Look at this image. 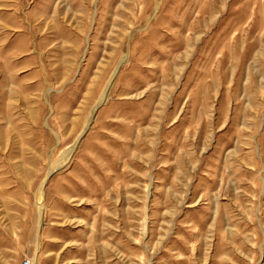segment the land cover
<instances>
[{
    "label": "rangeland",
    "instance_id": "obj_1",
    "mask_svg": "<svg viewBox=\"0 0 264 264\" xmlns=\"http://www.w3.org/2000/svg\"><path fill=\"white\" fill-rule=\"evenodd\" d=\"M30 262L264 264V0H0V264Z\"/></svg>",
    "mask_w": 264,
    "mask_h": 264
},
{
    "label": "bare ground",
    "instance_id": "obj_2",
    "mask_svg": "<svg viewBox=\"0 0 264 264\" xmlns=\"http://www.w3.org/2000/svg\"><path fill=\"white\" fill-rule=\"evenodd\" d=\"M28 260V259H27ZM29 261V260H28ZM33 262V261H32ZM29 263V262H28ZM30 264H31V262H30Z\"/></svg>",
    "mask_w": 264,
    "mask_h": 264
}]
</instances>
